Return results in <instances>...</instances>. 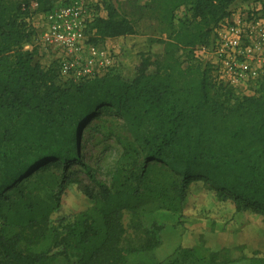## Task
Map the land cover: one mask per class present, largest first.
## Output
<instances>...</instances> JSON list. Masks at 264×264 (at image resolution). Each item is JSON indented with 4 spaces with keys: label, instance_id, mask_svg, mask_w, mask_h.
I'll return each mask as SVG.
<instances>
[{
    "label": "trees",
    "instance_id": "1",
    "mask_svg": "<svg viewBox=\"0 0 264 264\" xmlns=\"http://www.w3.org/2000/svg\"><path fill=\"white\" fill-rule=\"evenodd\" d=\"M236 1L194 0L192 17L204 29L185 45L194 52L197 46L212 44L211 34ZM37 3L39 12L56 4ZM29 18L30 3L14 10L0 0V264H40L59 255L75 256L80 264L119 262L122 211L146 208L150 201L182 214L189 187L197 180L219 189L237 212L253 208L264 213V94L237 97L233 88L217 83L208 63L183 68L174 41L167 43L162 61L140 53L132 66L124 63L123 73L113 68L94 79H65L56 60L44 67L36 47L25 49L37 38ZM92 32L90 41L96 44L137 34L132 22L110 6L107 17L93 22ZM110 109L133 138L113 174L115 191L99 183L88 167L101 193L91 197L85 218L69 224L52 247L26 253L16 228L39 217L49 221L60 208L62 193L53 205L36 207L33 189L18 185V178L46 161L62 158L67 163L73 154L78 156L82 125ZM9 120L15 123L5 124ZM11 143L19 145L18 152L11 151ZM154 160L165 168L150 167ZM152 174L160 183L144 193L140 186ZM11 189L16 199L7 195ZM179 251L169 261L151 256L143 264H181L195 255L194 248ZM250 264H264V257H252Z\"/></svg>",
    "mask_w": 264,
    "mask_h": 264
},
{
    "label": "rangeland",
    "instance_id": "2",
    "mask_svg": "<svg viewBox=\"0 0 264 264\" xmlns=\"http://www.w3.org/2000/svg\"><path fill=\"white\" fill-rule=\"evenodd\" d=\"M3 1L12 5L14 10L30 3L29 19L37 31L43 20L37 10V1L50 5L65 0ZM193 3L194 0H96L99 17H107L110 6L116 9L120 17L130 20L136 29V35L110 38L101 44L115 52L116 73L124 72L125 62L132 66L140 53L150 54L153 60H164L167 43L172 41L177 44L174 54L183 68L198 64L204 67L208 54L197 58L192 47L185 45V41L194 33L204 29L192 17ZM230 9L231 13H264V0H237ZM150 39L155 41L150 42ZM214 39L215 29L210 36V40ZM133 42L135 44L132 46ZM37 58L44 67H48L56 55L40 46ZM249 93L264 94L262 89ZM235 98L233 96L230 102ZM9 123L14 124L15 120L5 124ZM78 139V156L73 154L67 163L62 158L46 161L18 178V185L23 184L28 191L33 189L36 207L42 203L53 205L56 196L62 193L60 208L53 212L49 221L39 217L32 223H21L16 228L22 235L21 249L26 253L52 247L65 236L69 224L85 218L87 209L92 205L91 197L100 196L101 193L88 167L99 183L115 191L113 174L122 163L123 153L133 142L123 119L113 109L106 110L82 125ZM9 145L11 151H19L17 143ZM149 166L153 169L165 168L156 160L151 161ZM168 172L179 178L172 170ZM159 183L160 179L152 174L140 189L147 193ZM132 186L136 187V183L132 182ZM189 188L188 201L182 214L168 211L150 201L144 203L146 208L124 209L121 216L123 233L119 244L123 257L121 261L111 264H143V260L151 256L166 262L177 256L182 247L194 248L195 255L181 264H250L252 257H264V213L253 208L237 212L233 201H224L219 189L202 180L195 181ZM7 195L16 199L14 189ZM3 202L7 203L6 200ZM11 217L18 219L15 214H11ZM3 223L4 218L0 215V228ZM40 264L80 263L75 256L59 255Z\"/></svg>",
    "mask_w": 264,
    "mask_h": 264
},
{
    "label": "built area",
    "instance_id": "3",
    "mask_svg": "<svg viewBox=\"0 0 264 264\" xmlns=\"http://www.w3.org/2000/svg\"><path fill=\"white\" fill-rule=\"evenodd\" d=\"M39 13L43 20L36 42L25 49L41 46L53 52L61 77L78 82L115 68V52L90 41L91 25L99 17L96 0H65ZM194 54L197 58L208 54L206 63L217 83L240 95L255 89L264 92V13L233 11L216 27L213 43L198 46Z\"/></svg>",
    "mask_w": 264,
    "mask_h": 264
}]
</instances>
